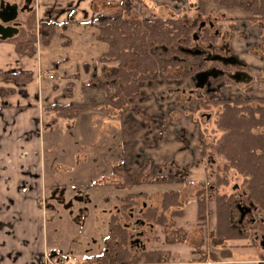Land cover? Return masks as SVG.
Wrapping results in <instances>:
<instances>
[{"label":"crops","instance_id":"1","mask_svg":"<svg viewBox=\"0 0 264 264\" xmlns=\"http://www.w3.org/2000/svg\"><path fill=\"white\" fill-rule=\"evenodd\" d=\"M32 2L35 40L19 45L28 38L18 39L20 29L0 40V74L31 73V79L20 84L0 79V87L12 90L0 94V264H101L93 258L103 253L111 215L120 213L128 193H121L118 185L124 156L134 170L146 164L152 169L156 161L152 157L141 164L131 160L127 147L133 146L135 137L121 154L125 112L122 118L111 117L103 106L104 93L97 88L112 67L99 63L108 44L98 39L95 20L100 15L130 16L132 12L138 17H162L168 9L179 14L191 0ZM43 21L55 24L48 45L42 44L38 34ZM244 24L240 39L233 35L232 54L246 61L255 75L260 61L253 50L258 41L263 39L264 44V34L261 28ZM51 104L83 108L74 118L58 119L45 112ZM64 120L69 124L61 135L58 124ZM207 180L189 182L198 186ZM112 187L119 190L114 200L103 192ZM128 212L134 213L133 209ZM79 239L87 242L78 244ZM137 264H264V257L235 258L231 253L226 258L171 259L162 253L158 262Z\"/></svg>","mask_w":264,"mask_h":264},{"label":"trees","instance_id":"2","mask_svg":"<svg viewBox=\"0 0 264 264\" xmlns=\"http://www.w3.org/2000/svg\"><path fill=\"white\" fill-rule=\"evenodd\" d=\"M211 3L237 13L234 20L249 21L264 32V0H196V12L199 16L206 14ZM95 21L99 31L98 39L108 44V50L101 55L99 63L114 65L97 86L104 93L103 106L113 118H122L124 112L143 96L144 88L151 82L190 76L195 79L196 73L215 64V60L187 54L182 48L200 45L211 54H232L230 40H225L222 33H212L211 22L200 26L193 19L177 15L144 18L124 14L100 15ZM54 26L53 22L39 23L38 34L43 45L49 44L54 35ZM35 29L33 23L31 36L18 44L33 42L36 38ZM261 45L255 47V54L256 48ZM0 79L20 84L28 82L31 73L12 71L0 74ZM223 83V77H219L213 81L214 89L205 92L210 104L222 107L216 124L223 133L212 147L215 154L224 159L223 175L217 173L210 181H200L195 192L196 212L200 218H209L211 215L214 217L211 244L213 247H222L219 256L209 254L212 258L230 257L232 252L224 249L225 243L248 239L251 231L256 228V221H248V218L238 223L239 201L250 206L252 212H264V95L255 97L234 94L221 98L218 90ZM11 91L0 87L2 95ZM81 108L83 105L80 104H51L45 106V112L52 113L58 119H71ZM142 128L137 121H121L124 147L134 140L136 132ZM166 131L158 140L170 134L168 128ZM143 169H132L125 155L121 165L122 179L118 185L124 189L140 183L167 181L165 178H150L148 174L138 171ZM230 170L240 175L244 193H238L237 187L229 194L216 192L219 186L228 183L227 174ZM183 196L179 190L164 192L158 205L146 206L142 201L143 209L136 210L145 221L160 226L165 235L171 233L173 239L178 241L180 237H184L181 235L185 232L183 228H176L172 220L182 215L185 205ZM141 198H145L144 193L128 192L123 197L120 213L111 215L104 251L93 258L94 262L137 264L158 262L162 259L161 249L136 250L132 246L133 231L121 219L129 217L128 211L136 208ZM210 200L213 201V209L209 208ZM180 241L185 240L182 238Z\"/></svg>","mask_w":264,"mask_h":264},{"label":"rangeland","instance_id":"3","mask_svg":"<svg viewBox=\"0 0 264 264\" xmlns=\"http://www.w3.org/2000/svg\"><path fill=\"white\" fill-rule=\"evenodd\" d=\"M195 1L191 0V4L185 6L179 14H175L173 9H168V13L162 17L177 15L193 19L199 24L201 22H204V24L211 22L213 24L212 33L224 34V39L230 40V48L233 35L238 36L239 39L243 35L241 29L243 26V28L247 27L244 22L254 27V24L249 21L234 20L235 15H238L237 13L227 11L213 3L209 4L205 15L199 16L196 12ZM5 2L18 5L19 13L16 19L19 22L20 29V38L18 39L30 37L31 26L34 23L32 0H5ZM184 2L186 3V1ZM22 8H24V11H21ZM141 12H144V8L141 9ZM135 14V12H132L130 16L138 17ZM248 29L250 30V28ZM35 31L37 32V28ZM258 44L262 45L256 48V54H254L260 61V68L256 70L255 75L248 68H245L243 71H245L248 81H232L225 78L221 89L218 90L219 97L226 98L234 94L255 97L264 95V81L262 80L264 79L263 39L258 41ZM256 46H254V49ZM216 54L225 55L224 52H217ZM240 61L246 62L243 59H240ZM105 65L114 66L113 63ZM213 65L220 69H229L230 72L240 69L237 65H225L219 61H215ZM195 83V79H192L191 76L183 79L175 78L165 79L161 82H151L150 85L144 88L143 96L138 98L135 105L125 111L123 117L126 121H131V119L137 121L143 127L139 132H136L133 146L127 147L131 160L141 164L145 158L152 157L156 161V165L152 169L148 167L149 164H146L143 170L138 171L148 174L150 178L164 177L167 181L140 183L131 186V189L124 188L121 190L123 194L131 191L148 195V198H145L146 200H138L139 204L136 208L134 207V213H130L129 217H122L121 219L133 231L132 246L136 250L161 249L163 255L171 259L199 258L209 256L211 253L219 256L222 248L213 247L211 244L210 234L214 229V217L211 215L209 218L203 219L197 214L195 192L199 186L189 182L191 179L199 180L203 177L210 181L214 174L223 175L224 159L215 154L212 147L223 133L216 124L222 107L210 104L205 96V87L203 89L197 88ZM65 121L67 120L58 124L61 135L67 129V124H69ZM166 127L169 130V136L158 140L161 132L163 134L167 132ZM62 138L65 139V137ZM160 142L162 143L160 144ZM123 149L124 145L121 144V154ZM165 160L168 161L164 162ZM175 161L178 162L180 167H176ZM227 178L228 183L219 186L216 191L218 194H229L236 187L238 193H244L240 175L230 170ZM176 179L180 181H175ZM175 190H179L184 195L185 204L182 215L175 217L173 220L171 219L174 221L176 228H183L185 232L181 235H184V237H180L178 241L173 239L171 233L165 235L160 226L145 221L136 210L138 208L143 209L142 201L146 206L158 205L162 193ZM103 192L105 195H109L111 200H114L119 194V190L113 187L105 188ZM150 196H153L151 200ZM238 204L243 205L240 201ZM209 208L213 209L212 200L209 201ZM249 220L256 221V228L251 231L250 238L225 243L224 249H230L235 258L245 256L264 257V246L261 244V241H264V238H262L264 237V212L254 210L251 214H248ZM182 238L185 241H180ZM86 242L79 239L78 244Z\"/></svg>","mask_w":264,"mask_h":264},{"label":"water","instance_id":"4","mask_svg":"<svg viewBox=\"0 0 264 264\" xmlns=\"http://www.w3.org/2000/svg\"><path fill=\"white\" fill-rule=\"evenodd\" d=\"M24 11V8L21 9ZM19 8L17 4L5 2V0H0V40H6L8 38L13 37L15 34L18 33L19 30V23L15 20L18 17ZM204 22L200 23V26H203ZM212 26V24H211ZM182 51L196 56V55H205L207 52L204 49L197 48V47H188L182 48ZM208 60H220L223 63L235 64L238 62L235 56L230 57H222L220 55L208 56ZM217 71L216 69H214ZM214 70H203L195 74L194 78L196 80V87L202 88L205 85V82L208 80L209 76H216V73H212ZM237 208L239 210V219L238 222H241L242 219L246 214L252 213V208L246 205L237 204ZM264 238V237H262ZM262 246H264V241H261Z\"/></svg>","mask_w":264,"mask_h":264},{"label":"flooded vegetation","instance_id":"5","mask_svg":"<svg viewBox=\"0 0 264 264\" xmlns=\"http://www.w3.org/2000/svg\"><path fill=\"white\" fill-rule=\"evenodd\" d=\"M193 47L204 49L207 52V54L201 55V56L204 57V59H207L208 56L217 55V54H211L207 48H204V47H202L200 45H194ZM230 56H235V55L231 54V55H225V56H222V57H230ZM235 57L238 60V62L235 63V64L223 63L220 60H215V61H219L221 64H225V65H237L240 68L237 71L235 70L233 72H230L229 69H220L219 67H215L214 65L208 66L207 68L203 69V70H209V71L216 69L217 71H215V70L212 71V73L213 72L216 73V76L210 75L208 80L205 82V85L202 88H200V89H203L205 87V89H206L205 92L214 89L213 86H212L213 81L215 79L219 78V77H223V81H224L225 78L230 79L232 81H240V80L248 81L249 79H248L245 71H243V69L247 68V65L244 62H241L240 59L237 56H235ZM210 61H212V60H210ZM195 86H196V83H195ZM219 86H221V84Z\"/></svg>","mask_w":264,"mask_h":264}]
</instances>
